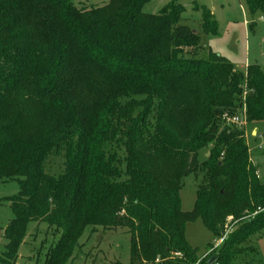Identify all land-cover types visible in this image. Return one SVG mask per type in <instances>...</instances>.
I'll return each instance as SVG.
<instances>
[{"label": "trees", "instance_id": "1", "mask_svg": "<svg viewBox=\"0 0 264 264\" xmlns=\"http://www.w3.org/2000/svg\"><path fill=\"white\" fill-rule=\"evenodd\" d=\"M147 1L0 0V182L18 185L0 264L15 263L30 222L57 234L44 264L73 258L87 227H126L129 264H241L264 226V179L243 129L222 119L244 109L248 125L264 124V67L196 57L178 0L155 14L142 12ZM244 1L264 13V0ZM201 23L217 33L204 8ZM58 153L61 172L46 173ZM199 171L184 212L181 179ZM194 218L214 238L227 231L203 258L184 238Z\"/></svg>", "mask_w": 264, "mask_h": 264}, {"label": "rangeland", "instance_id": "2", "mask_svg": "<svg viewBox=\"0 0 264 264\" xmlns=\"http://www.w3.org/2000/svg\"><path fill=\"white\" fill-rule=\"evenodd\" d=\"M75 6L102 5L108 0H69ZM172 0H148L142 6V12L158 13ZM183 6L180 22L195 31L199 39L196 57H207L211 50L224 57L233 67L245 72L247 65L264 67V13L251 15L244 0H178ZM195 6L197 9H194ZM209 12L217 23V33L203 30L202 9ZM256 129L254 135L251 130ZM249 157L256 167L260 180L264 179V154L260 146L263 143L261 125H247L243 129ZM207 151L200 150L198 160H203ZM45 172L58 174L63 168V154H53L45 163ZM203 180L201 171L182 177L179 190L180 207L184 212L193 209L197 186ZM18 191L16 180L0 182V227L4 228L12 218L8 200ZM231 216L226 217L230 221ZM228 223V222H227ZM57 234L45 223L30 222L17 250L14 264H44L45 254ZM129 231L126 227L91 230L87 227L79 239L81 248L66 264H113L119 261L129 264ZM184 238L187 244L202 256L213 243L214 236L200 218L188 219L185 223ZM6 240L0 242V252L4 250ZM245 251L236 258L241 264H264V226L257 229L241 245Z\"/></svg>", "mask_w": 264, "mask_h": 264}, {"label": "built area", "instance_id": "3", "mask_svg": "<svg viewBox=\"0 0 264 264\" xmlns=\"http://www.w3.org/2000/svg\"><path fill=\"white\" fill-rule=\"evenodd\" d=\"M222 119L224 120L225 123L227 124H231V125H235L238 128L244 129L248 123L246 121V117L244 114V109L241 112L238 113H233V114H229L227 112L222 114ZM256 133V129H254V135ZM261 136L263 137V143L260 146V149L262 151V153L264 154V124H261ZM227 231L224 233L223 236L219 237V238H214L213 239V243L210 246V248L201 256V258L207 256L208 254H210L214 249H216V247L223 241L225 235H226ZM3 239V230L0 228V242ZM178 254V253H176ZM193 264H199V260L196 261Z\"/></svg>", "mask_w": 264, "mask_h": 264}, {"label": "water", "instance_id": "4", "mask_svg": "<svg viewBox=\"0 0 264 264\" xmlns=\"http://www.w3.org/2000/svg\"><path fill=\"white\" fill-rule=\"evenodd\" d=\"M214 259H215V257L212 256V257L209 259V263H211Z\"/></svg>", "mask_w": 264, "mask_h": 264}, {"label": "crops", "instance_id": "5", "mask_svg": "<svg viewBox=\"0 0 264 264\" xmlns=\"http://www.w3.org/2000/svg\"><path fill=\"white\" fill-rule=\"evenodd\" d=\"M254 129L251 130V134L253 135ZM1 229H3L2 227H0Z\"/></svg>", "mask_w": 264, "mask_h": 264}]
</instances>
